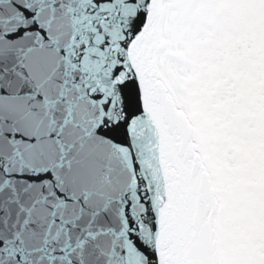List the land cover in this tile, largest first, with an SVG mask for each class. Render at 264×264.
<instances>
[{
	"label": "snow or ice",
	"instance_id": "obj_1",
	"mask_svg": "<svg viewBox=\"0 0 264 264\" xmlns=\"http://www.w3.org/2000/svg\"><path fill=\"white\" fill-rule=\"evenodd\" d=\"M187 3L0 0V264H169L158 155Z\"/></svg>",
	"mask_w": 264,
	"mask_h": 264
},
{
	"label": "rangeland",
	"instance_id": "obj_2",
	"mask_svg": "<svg viewBox=\"0 0 264 264\" xmlns=\"http://www.w3.org/2000/svg\"><path fill=\"white\" fill-rule=\"evenodd\" d=\"M173 15L185 71L166 80L223 196L226 264H264V0H188Z\"/></svg>",
	"mask_w": 264,
	"mask_h": 264
},
{
	"label": "water",
	"instance_id": "obj_3",
	"mask_svg": "<svg viewBox=\"0 0 264 264\" xmlns=\"http://www.w3.org/2000/svg\"><path fill=\"white\" fill-rule=\"evenodd\" d=\"M164 83L172 89L167 80ZM171 95L175 102L171 96L169 102L176 106L175 92ZM179 109L174 125L161 130L158 155L160 190L167 197L159 209L163 244L169 264H220L219 188L214 172L208 170L216 192L198 155L197 148L207 167L196 126ZM202 204L212 210L208 217L200 212ZM160 244L158 238V247Z\"/></svg>",
	"mask_w": 264,
	"mask_h": 264
},
{
	"label": "bare ground",
	"instance_id": "obj_4",
	"mask_svg": "<svg viewBox=\"0 0 264 264\" xmlns=\"http://www.w3.org/2000/svg\"><path fill=\"white\" fill-rule=\"evenodd\" d=\"M219 216H220V264H226V259H225V253H224V248H223V243H222V220H223V213H224V208H223V196L219 192Z\"/></svg>",
	"mask_w": 264,
	"mask_h": 264
}]
</instances>
